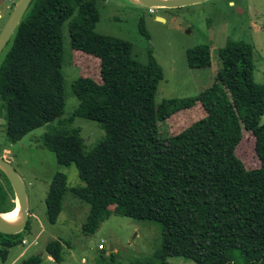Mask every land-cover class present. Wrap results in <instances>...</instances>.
<instances>
[{"label": "trees", "instance_id": "16d2710c", "mask_svg": "<svg viewBox=\"0 0 264 264\" xmlns=\"http://www.w3.org/2000/svg\"><path fill=\"white\" fill-rule=\"evenodd\" d=\"M99 20L98 0H33L0 62V116L5 114L8 141L59 118L42 141L60 164H75L84 183L69 189L65 173L54 175L46 199L49 221L57 222L71 190L90 205L85 235L112 212L161 226L160 248L129 264H175L169 261L174 256L197 264H264V85L254 78V45L230 40L219 50L221 68L209 87L158 103L162 66L152 54L147 63L138 60L130 41L96 31ZM66 21L72 47L99 58L102 81L77 77L72 89L79 106L61 118ZM187 59L191 68L209 67L211 47L190 48ZM198 102L203 118L175 135L161 131L172 115ZM76 116L106 130L90 151L81 129L71 126ZM244 129L255 136L258 168L248 169L237 155ZM14 199L0 169V212L12 210ZM18 236L0 232L3 260L23 242ZM65 243L49 241L47 254L62 261ZM42 262L32 255L19 264Z\"/></svg>", "mask_w": 264, "mask_h": 264}, {"label": "rangeland", "instance_id": "374dc122", "mask_svg": "<svg viewBox=\"0 0 264 264\" xmlns=\"http://www.w3.org/2000/svg\"><path fill=\"white\" fill-rule=\"evenodd\" d=\"M17 1L0 0V32ZM98 2L100 20L96 31L130 41L133 55L138 60L147 63L152 54L162 66L164 77L158 86V103L163 99L194 97L209 87L221 68L219 50L230 40H243L254 45V78L264 85V0H205L176 8H154L153 11L133 0ZM63 34L66 106L61 118H68L80 103L72 89L74 80L79 76L91 77L98 82L102 80L99 58L72 47L69 21L64 23ZM201 44L211 47V66L191 68L187 51ZM10 46L11 42L1 53L0 62ZM205 114L204 107L198 102L194 107L172 115L161 124V131L175 135ZM58 121L59 118L31 131L20 141L10 143L5 114L0 116V154L14 166L26 185L30 220V229L23 230L18 236L27 243L19 242L11 247L6 260L0 253V264H19L32 255H41V264H129L139 258L151 257L162 243L161 226L156 221L137 220L112 212L95 233L85 235L82 225L90 205L71 190L64 196L63 210L57 222L49 221L46 199L54 175L65 173L69 189L84 185L77 166L60 164L56 153L42 141L47 131L58 126ZM71 126L81 129L87 151L106 135L102 123L83 116H76ZM255 144L253 133L244 129L237 155L248 169L261 165ZM3 182L6 184L5 180ZM59 238L66 243L63 259L57 262L49 258L46 245ZM101 244L103 248H100ZM111 245L115 250L111 251ZM112 252L114 256H111ZM169 261L197 264L182 256L170 257Z\"/></svg>", "mask_w": 264, "mask_h": 264}, {"label": "water", "instance_id": "95a60500", "mask_svg": "<svg viewBox=\"0 0 264 264\" xmlns=\"http://www.w3.org/2000/svg\"><path fill=\"white\" fill-rule=\"evenodd\" d=\"M33 0H18L15 4L6 24L0 32V55L4 48L13 38L19 24L21 23L23 17L25 16L27 10L29 9ZM135 3L148 7L150 9L154 8H176L187 6L205 0H133ZM157 19L164 20L163 17L157 16ZM0 169L8 177L15 195V203L17 202L20 206V219L16 223H10L3 218V214L13 211L16 206L6 212H0V232L4 234H18L26 229L29 220V207H28V197L26 185L19 175L14 166L6 160L0 154ZM113 246L111 245V251H113Z\"/></svg>", "mask_w": 264, "mask_h": 264}, {"label": "bare ground", "instance_id": "6f19581e", "mask_svg": "<svg viewBox=\"0 0 264 264\" xmlns=\"http://www.w3.org/2000/svg\"><path fill=\"white\" fill-rule=\"evenodd\" d=\"M3 218L10 222L16 223L20 219V206L17 202L16 208L13 211L7 212L3 214Z\"/></svg>", "mask_w": 264, "mask_h": 264}, {"label": "built area", "instance_id": "2783aa9c", "mask_svg": "<svg viewBox=\"0 0 264 264\" xmlns=\"http://www.w3.org/2000/svg\"><path fill=\"white\" fill-rule=\"evenodd\" d=\"M150 10L153 11V9H150ZM23 243H24V244L27 243L25 239H23ZM100 248H103V245H102V244L100 245Z\"/></svg>", "mask_w": 264, "mask_h": 264}, {"label": "crops", "instance_id": "0c3cea01", "mask_svg": "<svg viewBox=\"0 0 264 264\" xmlns=\"http://www.w3.org/2000/svg\"><path fill=\"white\" fill-rule=\"evenodd\" d=\"M115 250V249H114ZM50 259H53L51 256H49Z\"/></svg>", "mask_w": 264, "mask_h": 264}, {"label": "clouds", "instance_id": "9594fccd", "mask_svg": "<svg viewBox=\"0 0 264 264\" xmlns=\"http://www.w3.org/2000/svg\"><path fill=\"white\" fill-rule=\"evenodd\" d=\"M103 245V244H102ZM114 248V247H113Z\"/></svg>", "mask_w": 264, "mask_h": 264}]
</instances>
